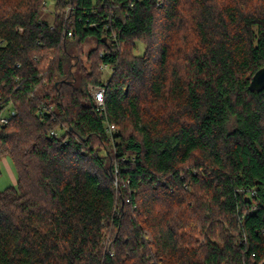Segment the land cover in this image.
<instances>
[{
	"label": "trees",
	"instance_id": "1",
	"mask_svg": "<svg viewBox=\"0 0 264 264\" xmlns=\"http://www.w3.org/2000/svg\"><path fill=\"white\" fill-rule=\"evenodd\" d=\"M263 67L264 0H0V264H262Z\"/></svg>",
	"mask_w": 264,
	"mask_h": 264
},
{
	"label": "rangeland",
	"instance_id": "2",
	"mask_svg": "<svg viewBox=\"0 0 264 264\" xmlns=\"http://www.w3.org/2000/svg\"><path fill=\"white\" fill-rule=\"evenodd\" d=\"M47 8L44 11V18L46 20H49L50 22L53 21V16H54V7H53V2H49L47 4ZM100 70V69H99ZM103 71V76L108 78L110 73H111V69L108 70H102ZM76 75L78 76L79 73L77 70H75ZM0 190H5L8 187L14 186L17 183V173H16V169L15 166L12 162V160L8 157H5L1 160L0 163Z\"/></svg>",
	"mask_w": 264,
	"mask_h": 264
},
{
	"label": "built area",
	"instance_id": "3",
	"mask_svg": "<svg viewBox=\"0 0 264 264\" xmlns=\"http://www.w3.org/2000/svg\"><path fill=\"white\" fill-rule=\"evenodd\" d=\"M69 35H72L71 33H69ZM101 70H108L110 69L107 65H102L100 67ZM91 89V93L93 95V98H94V101H95V104L98 108L99 111H104V108H105V87L104 86H91L90 87ZM15 115V112L12 111L9 115H3L1 117V123L3 124H6L9 122L10 118L12 116ZM108 131L111 133V132H114L116 131V127L115 125L111 124L107 127Z\"/></svg>",
	"mask_w": 264,
	"mask_h": 264
},
{
	"label": "water",
	"instance_id": "4",
	"mask_svg": "<svg viewBox=\"0 0 264 264\" xmlns=\"http://www.w3.org/2000/svg\"><path fill=\"white\" fill-rule=\"evenodd\" d=\"M263 89H264V67L256 72L250 84L251 91H261ZM262 264H264V262Z\"/></svg>",
	"mask_w": 264,
	"mask_h": 264
}]
</instances>
